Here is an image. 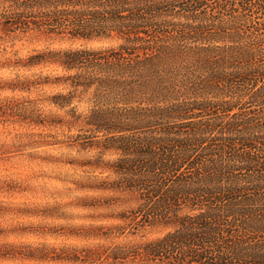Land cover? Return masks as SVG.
Instances as JSON below:
<instances>
[{"label": "trees", "instance_id": "obj_1", "mask_svg": "<svg viewBox=\"0 0 264 264\" xmlns=\"http://www.w3.org/2000/svg\"><path fill=\"white\" fill-rule=\"evenodd\" d=\"M14 4L23 11L0 21L9 36L116 42L37 50L19 66L62 71L41 85L64 90L52 103L69 118L54 125L103 134L91 147L81 133L66 138L116 154L89 166L116 177L106 189L135 195L132 222L171 229L137 257L264 264V0ZM86 95L79 112L74 101Z\"/></svg>", "mask_w": 264, "mask_h": 264}, {"label": "rangeland", "instance_id": "obj_2", "mask_svg": "<svg viewBox=\"0 0 264 264\" xmlns=\"http://www.w3.org/2000/svg\"><path fill=\"white\" fill-rule=\"evenodd\" d=\"M19 37L9 43L16 45L17 56L22 57L23 62L37 50L116 44L111 40L70 41L38 33ZM4 52H0V56ZM19 65L21 63L16 66L21 67ZM37 69L43 75L62 74L53 66ZM7 71L0 64V264H121L120 249L110 247L116 229L131 224V228H125V233H130L140 226L132 222L130 213L112 211L121 206V198L127 195L106 189L116 177L111 172L89 166L96 157L107 163L117 155L111 152L101 155L98 149L90 148L97 138L89 139L92 134L87 129L68 131L66 127L54 125L60 117L56 112L65 113L52 103L53 96L64 91L62 87L42 86L45 91L40 104L44 111L52 112V116L46 118L29 99L32 89L22 90L19 84H11L15 77H5ZM88 98L86 95L74 101L79 112L88 107ZM78 133L90 147L83 142L73 146L66 138V135ZM36 148L50 151L47 156L37 155ZM89 152L94 155H85ZM261 158L264 178V147ZM60 162L76 170L61 173V176L80 175L81 170H89L86 183L79 186L77 182L72 183V188L81 195L67 205L73 209L71 212L64 211L65 205L59 202L67 196V191L54 187L55 184L63 185L64 181L51 178L52 173L46 171ZM125 215L128 220L120 218ZM143 230L150 241L169 232L160 227H144ZM118 253L120 259L113 258ZM135 259L137 264H151L140 257Z\"/></svg>", "mask_w": 264, "mask_h": 264}, {"label": "clouds", "instance_id": "obj_3", "mask_svg": "<svg viewBox=\"0 0 264 264\" xmlns=\"http://www.w3.org/2000/svg\"><path fill=\"white\" fill-rule=\"evenodd\" d=\"M22 11V8H17L15 6L14 0H0V21H3L5 16H12L13 14ZM19 38L20 37L18 34L9 36L7 34V30L0 29V52H4V49H8V52H4L3 56H0V64H2L3 67L8 69V71L5 72L4 75L5 77H15V79L11 81V84H24L30 86L32 90L29 94V99L36 104L37 110L40 115H43L46 118H50L52 116V112L44 111L43 105L40 104L41 95L45 91V89H43L41 85L47 83V81L43 78V73L40 69L37 68L25 69L16 66L23 62V58L17 56L16 45L9 43V41L16 40ZM56 115L64 117L65 119L69 118V116H67L65 113L59 111L56 112ZM102 135L103 134L98 135L97 145H99ZM49 151L50 150L46 148L35 149V153L37 155L43 156H47L49 154ZM85 155L90 156L94 155V153L89 152ZM46 171H50L52 173L51 178L64 181L63 185L55 184L54 187H63V189L67 191V196L62 197L59 202L65 205L64 211H73V209L67 207V205L71 204L75 200L76 196L81 195V193L76 192L72 188V183L77 182L78 186L86 183L89 170H81L80 175L61 176V173H71L75 172L76 170L66 168L63 166V162H60L56 164L55 167H50ZM40 183L44 184L47 183V181H41ZM121 199V206L118 209H113L112 211L123 214H131L133 210L139 207V202L135 195L132 193L128 192L127 195L122 197ZM125 218H127L126 215ZM131 227V224L117 227L116 235L110 245V247L113 249L122 250L123 254L121 255V264H137L135 257L140 254L141 246L150 242V240H148L147 233H145L143 230L142 224L140 225L139 229H133L130 233H125V228ZM163 229L171 231L170 228H165L164 226H162V230ZM137 232H139V235L137 234Z\"/></svg>", "mask_w": 264, "mask_h": 264}]
</instances>
